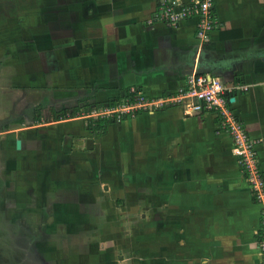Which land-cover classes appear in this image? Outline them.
Returning <instances> with one entry per match:
<instances>
[{
    "label": "crops",
    "instance_id": "1",
    "mask_svg": "<svg viewBox=\"0 0 264 264\" xmlns=\"http://www.w3.org/2000/svg\"><path fill=\"white\" fill-rule=\"evenodd\" d=\"M161 1L64 0L65 16L56 24L37 20L28 26L34 30L28 50L17 47L13 58L0 57V68L12 60L13 75L18 73L10 72L12 84L8 78L0 84V198L7 199L2 193L11 185L14 193L20 188L6 169L19 165L14 155L53 134L57 151L72 164L80 161L73 159L77 155L111 167L112 178L117 171L120 180L129 179L133 188L118 199L129 194L135 205L161 203L164 264H259L261 205L213 113L186 114L180 104L164 105L101 123L98 130H90L81 115L35 120L43 92L50 109L59 111L71 101L110 100L130 90L150 98L171 95L192 71L208 73L242 87L231 92L230 108L256 141L264 179V0H213L217 25L203 47L195 17L175 24L155 17ZM20 76L23 81L15 82ZM41 125L47 130L38 135Z\"/></svg>",
    "mask_w": 264,
    "mask_h": 264
},
{
    "label": "rangeland",
    "instance_id": "2",
    "mask_svg": "<svg viewBox=\"0 0 264 264\" xmlns=\"http://www.w3.org/2000/svg\"><path fill=\"white\" fill-rule=\"evenodd\" d=\"M65 9L64 0H0V57L13 58L18 53L17 47L28 50L32 44L30 40L34 39V30L28 26L37 20H46L48 27L50 22L56 24V17L65 16ZM20 37L25 38L21 40L23 45L19 43ZM195 37L203 47L197 35ZM8 62L11 67L0 68V84L5 78L9 79V84L13 83L9 76L17 69L13 70L12 60ZM27 77L23 76V79ZM15 79V82L23 81L22 76ZM9 92L12 93V89ZM42 95L46 98L44 92ZM45 98L40 102L44 109L43 119L37 123L53 116L51 99ZM35 101L39 103L37 99ZM96 102L91 97L89 101H71L64 106L67 113L72 105L79 106L81 116L94 119L105 108L111 107L105 104L104 98L98 104ZM87 103L91 106L84 108ZM56 118L62 119L61 114ZM52 124H48L47 129L53 127ZM45 127L37 126V134L45 132ZM43 136L41 141L29 144V152L26 149L14 155L19 164L17 167H6L8 178L19 182L20 188L14 193L11 185L2 193L7 199L0 198V264H164L161 203L146 205L143 200L135 205L128 198L129 194H126L127 199H118V195L133 188L129 179L123 176L120 180L117 171L116 177L112 178L111 167H97L96 163L77 155L73 159L80 161L72 164L70 157L57 151L56 135L44 133ZM234 156L245 172L239 156ZM159 168L148 167L152 171ZM139 171L141 175L145 173L142 168ZM126 173L130 175L128 171ZM150 176L153 178L158 174ZM103 180L106 183L99 186L98 181ZM137 182L134 183L141 193L143 183Z\"/></svg>",
    "mask_w": 264,
    "mask_h": 264
},
{
    "label": "built area",
    "instance_id": "3",
    "mask_svg": "<svg viewBox=\"0 0 264 264\" xmlns=\"http://www.w3.org/2000/svg\"><path fill=\"white\" fill-rule=\"evenodd\" d=\"M212 11L213 0H188L185 3L179 0H163L155 17L173 24L184 18L195 17L197 19L195 35L203 44L217 25ZM239 88L242 87L227 85L208 73L193 71L187 76L185 86L171 95L148 99L139 92L130 90L133 101L125 98L120 105L105 108L98 115L118 121L125 114L132 115L138 110L152 112L164 105L172 104L182 105L186 114L213 113L218 118L219 127L229 133L232 139V153L239 156L251 192L261 205L258 248L259 264H264V180L256 158V141L248 136L241 122L230 111L231 92Z\"/></svg>",
    "mask_w": 264,
    "mask_h": 264
},
{
    "label": "trees",
    "instance_id": "4",
    "mask_svg": "<svg viewBox=\"0 0 264 264\" xmlns=\"http://www.w3.org/2000/svg\"><path fill=\"white\" fill-rule=\"evenodd\" d=\"M132 96H133V94L131 92L125 91L124 93H120L114 99H110V100L106 99L104 101H105V104H107L108 106H115V105H118V103H122V101L125 98H128V101H133ZM147 98H150V97H147ZM95 104H98V102H96ZM84 106H85L84 108L90 107V104L87 103ZM78 108H79V106L71 107L69 113H67V108L64 106L61 107V109L59 111H56V110H54V108H51L53 116L51 118L46 119V120H50V119L57 120L56 116L60 115V114H61V118H71V117L80 116L82 114L80 113ZM41 117H42V107H37L35 120L38 121ZM85 120H87V127L90 130H96V129L98 130L99 127H103L101 123H111V122L116 121L114 118H111V117L100 118V116L96 117L94 119H85Z\"/></svg>",
    "mask_w": 264,
    "mask_h": 264
},
{
    "label": "water",
    "instance_id": "5",
    "mask_svg": "<svg viewBox=\"0 0 264 264\" xmlns=\"http://www.w3.org/2000/svg\"><path fill=\"white\" fill-rule=\"evenodd\" d=\"M19 144H20V140L17 139V140H16V147H18Z\"/></svg>",
    "mask_w": 264,
    "mask_h": 264
},
{
    "label": "flooded vegetation",
    "instance_id": "6",
    "mask_svg": "<svg viewBox=\"0 0 264 264\" xmlns=\"http://www.w3.org/2000/svg\"><path fill=\"white\" fill-rule=\"evenodd\" d=\"M60 109H61V108H60ZM60 109H59V110H60ZM71 118H72V117H71ZM42 119H43V118H42ZM62 119H63V118H62ZM64 119H65V118H64Z\"/></svg>",
    "mask_w": 264,
    "mask_h": 264
}]
</instances>
